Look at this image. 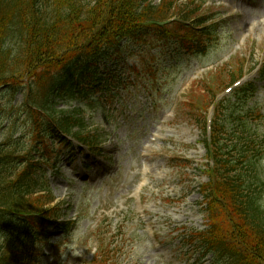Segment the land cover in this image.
<instances>
[{"label": "rangeland", "instance_id": "1", "mask_svg": "<svg viewBox=\"0 0 264 264\" xmlns=\"http://www.w3.org/2000/svg\"><path fill=\"white\" fill-rule=\"evenodd\" d=\"M195 1L215 18V34L204 54L180 53L171 59L169 51L177 45L170 44L169 50L155 45L135 55L138 48L129 45L121 58L98 62L100 76L111 79V90L84 101L83 108L76 99H57V110L72 115L79 109L99 154L74 144L72 153L62 149L49 166L38 162L42 154L30 145L22 91L12 95L8 87L0 88V145L12 140L21 156L34 152L35 176L42 179L36 185L44 187L47 181L54 198L50 206L57 205L60 221L73 223L65 232L46 228L39 264H87L95 248L98 252L103 246L114 250L111 264H199L182 241L185 233L206 224L199 192L206 181L204 109L186 104L200 103L203 93L206 99L203 83L218 80L215 72L226 65L264 66V0ZM130 65L141 73L136 76ZM245 80L255 82L256 94L247 106L257 105L253 115L258 121L249 125L264 151V80L256 72ZM221 82H227L225 73ZM257 165L264 186V152Z\"/></svg>", "mask_w": 264, "mask_h": 264}, {"label": "trees", "instance_id": "2", "mask_svg": "<svg viewBox=\"0 0 264 264\" xmlns=\"http://www.w3.org/2000/svg\"><path fill=\"white\" fill-rule=\"evenodd\" d=\"M153 1L0 0V87L11 86L12 95L22 91L30 145L42 157L55 153L54 142L68 144L61 134L96 151L79 109L70 115L57 110L56 101L80 100V95L95 92L91 80L100 60H112L128 44L142 47L153 38L176 43L184 52L206 50L204 39L212 38L214 28L200 4ZM172 17L177 21L156 25ZM225 71L232 81L242 67ZM209 90L214 92L210 87L208 95ZM254 92L250 83L220 102L227 120L216 122L209 140L203 141L212 163L205 170L207 182L199 188L206 227L183 239L199 264H264V186L257 165L261 155L256 144L250 146L254 139L247 118L254 115L241 110ZM16 146L12 140L0 145V264H38L46 228L65 232L71 224L59 221V210L49 206L50 191L36 185L34 152L23 157ZM109 252L102 248L91 264H111ZM208 257L209 263L204 262Z\"/></svg>", "mask_w": 264, "mask_h": 264}]
</instances>
